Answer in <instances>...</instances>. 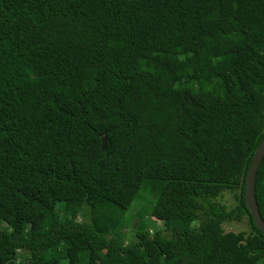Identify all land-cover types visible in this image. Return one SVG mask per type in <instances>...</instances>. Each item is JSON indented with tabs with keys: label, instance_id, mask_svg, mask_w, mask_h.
<instances>
[{
	"label": "trees",
	"instance_id": "1",
	"mask_svg": "<svg viewBox=\"0 0 264 264\" xmlns=\"http://www.w3.org/2000/svg\"><path fill=\"white\" fill-rule=\"evenodd\" d=\"M263 136L264 0H0V264H264Z\"/></svg>",
	"mask_w": 264,
	"mask_h": 264
},
{
	"label": "rangeland",
	"instance_id": "2",
	"mask_svg": "<svg viewBox=\"0 0 264 264\" xmlns=\"http://www.w3.org/2000/svg\"><path fill=\"white\" fill-rule=\"evenodd\" d=\"M148 192L147 190H141L139 193L138 198H136L130 208L126 211L124 219L126 221V223L128 224V227H126V229L129 228V230H131L132 228H148L149 226H151V222H155V224L157 226H160V221L155 219V218H148V216H146L145 218L141 219V218H136L134 220H132V222L130 223L129 218L130 216H132L133 213H135L138 209H141L143 211H145L147 205L145 202H138L140 200L141 197L144 196V193ZM233 193L232 192H225V194L223 195V197H221V201L225 204H227L228 206H232L234 204V199H233ZM138 205V206H137ZM150 206H149V210H150ZM248 219L247 217H243L241 220H232V221H226L223 223V228L225 231H239V230H246L248 229ZM126 226V225H125ZM127 230V231H129ZM19 262L22 263L23 259L21 257H18Z\"/></svg>",
	"mask_w": 264,
	"mask_h": 264
},
{
	"label": "water",
	"instance_id": "3",
	"mask_svg": "<svg viewBox=\"0 0 264 264\" xmlns=\"http://www.w3.org/2000/svg\"><path fill=\"white\" fill-rule=\"evenodd\" d=\"M102 149H105L104 137L102 138ZM263 155H264V136L260 144L256 148L253 157L249 163V166L247 168L246 177H245L244 200L255 225L264 234V220L262 219L261 214L259 212L258 204L254 194L256 171Z\"/></svg>",
	"mask_w": 264,
	"mask_h": 264
}]
</instances>
